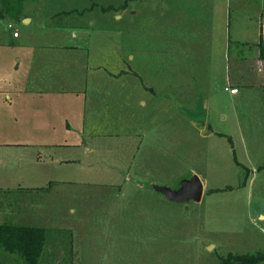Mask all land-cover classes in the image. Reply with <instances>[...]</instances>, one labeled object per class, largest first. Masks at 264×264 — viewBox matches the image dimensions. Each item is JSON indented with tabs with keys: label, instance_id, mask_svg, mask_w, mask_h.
Here are the masks:
<instances>
[{
	"label": "rangeland",
	"instance_id": "obj_1",
	"mask_svg": "<svg viewBox=\"0 0 264 264\" xmlns=\"http://www.w3.org/2000/svg\"><path fill=\"white\" fill-rule=\"evenodd\" d=\"M20 11L43 20H0V222L47 229L39 264H264V0ZM67 44L79 67L32 57ZM31 70L42 96L21 89ZM193 175L201 203L151 187ZM0 264L26 263L0 250Z\"/></svg>",
	"mask_w": 264,
	"mask_h": 264
},
{
	"label": "trees",
	"instance_id": "obj_2",
	"mask_svg": "<svg viewBox=\"0 0 264 264\" xmlns=\"http://www.w3.org/2000/svg\"><path fill=\"white\" fill-rule=\"evenodd\" d=\"M25 3L26 0H0V20L8 17L16 18L18 15L20 19H23L26 15L20 9L25 6ZM8 195L11 196V194ZM13 218L9 217L8 220L11 221L0 222V250L5 254L19 255L26 264H39L46 244L47 229L36 225L20 224ZM232 262L247 263L251 262V259L247 261L242 256L231 255L223 264H232Z\"/></svg>",
	"mask_w": 264,
	"mask_h": 264
},
{
	"label": "crops",
	"instance_id": "obj_3",
	"mask_svg": "<svg viewBox=\"0 0 264 264\" xmlns=\"http://www.w3.org/2000/svg\"><path fill=\"white\" fill-rule=\"evenodd\" d=\"M227 3H228V0H227ZM38 12V13H37ZM26 16V18L25 17H23V20H25V19H29L28 20V22H26L27 24L29 23V22H33V21H35V20H43L42 18L40 19L39 17H41V16H43V12H40V11H36V14L35 15H27V14H25ZM39 16V17H38ZM13 37H14V35H13ZM21 36L19 35V37H14V38H16V39H18V38H20ZM36 47V49L35 50H33V52L35 53V51L38 53H36L34 56H32L33 58H35L36 59V61H40V58H42L43 57V54H42V48L44 49V48H48L47 50H56V49H60L59 51L61 52H63V57H64V59L66 60L67 59V61L69 62V66L68 67H74L75 66V61H77V63H76V65H77V67H79V63L78 62H80V59H79V56L78 55H76L79 51H81V49H80V46H78V45H61V46H51V47H44L43 45H35ZM59 60H61V59H59ZM21 62H22V59L20 60ZM31 74H33V71L31 70V72L28 74V76L26 77V79L24 80V84L22 85V87H21V89H24L23 91H25L26 93H32V94H35V95H40V96H42L44 93H46V91L47 90H44V89H42V88H40V87H37V88H35V89H33L32 88V85H30V79H31V77H32V75ZM30 75V76H29ZM34 81L37 83V84H42L43 83V80L42 79H40L39 77H37L36 75H35V77H34ZM25 83L27 84L26 85V87L24 86L25 85ZM233 94H236V93H233ZM7 95V98L8 99H10V100H12V96L9 94V93H7L6 94ZM68 127H70V125H68ZM262 218H264V213H260L259 214V217L257 218L258 220H261ZM263 220V219H262Z\"/></svg>",
	"mask_w": 264,
	"mask_h": 264
},
{
	"label": "water",
	"instance_id": "obj_4",
	"mask_svg": "<svg viewBox=\"0 0 264 264\" xmlns=\"http://www.w3.org/2000/svg\"><path fill=\"white\" fill-rule=\"evenodd\" d=\"M29 19L25 20V23ZM155 191L162 193L167 200L175 203H201L204 196V183L198 175H193L190 179L183 180L178 189L152 184Z\"/></svg>",
	"mask_w": 264,
	"mask_h": 264
},
{
	"label": "built area",
	"instance_id": "obj_5",
	"mask_svg": "<svg viewBox=\"0 0 264 264\" xmlns=\"http://www.w3.org/2000/svg\"><path fill=\"white\" fill-rule=\"evenodd\" d=\"M8 27L11 30L14 28V24L10 23ZM13 35H14V37H19V34L17 31H15ZM237 92H238L237 89H232V93H237Z\"/></svg>",
	"mask_w": 264,
	"mask_h": 264
},
{
	"label": "flooded vegetation",
	"instance_id": "obj_6",
	"mask_svg": "<svg viewBox=\"0 0 264 264\" xmlns=\"http://www.w3.org/2000/svg\"><path fill=\"white\" fill-rule=\"evenodd\" d=\"M178 189V188H177Z\"/></svg>",
	"mask_w": 264,
	"mask_h": 264
}]
</instances>
